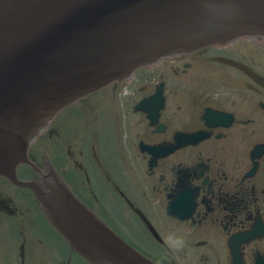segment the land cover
<instances>
[{
    "label": "flooded vegetation",
    "instance_id": "obj_1",
    "mask_svg": "<svg viewBox=\"0 0 264 264\" xmlns=\"http://www.w3.org/2000/svg\"><path fill=\"white\" fill-rule=\"evenodd\" d=\"M258 39L245 38L247 49L229 41L180 52L70 105L79 116L109 108L118 168L103 159L95 133L85 148L80 136H66L63 110L28 149L36 167L18 165L17 177L36 181L55 172L155 264H264V82L232 74L219 59L241 62L264 79V40ZM143 101L154 120L137 109ZM157 146L164 150L147 149ZM29 199L30 190L0 176V213L10 219L0 218L5 264H36L44 253L88 264L45 216L49 230L26 216Z\"/></svg>",
    "mask_w": 264,
    "mask_h": 264
},
{
    "label": "water",
    "instance_id": "obj_2",
    "mask_svg": "<svg viewBox=\"0 0 264 264\" xmlns=\"http://www.w3.org/2000/svg\"><path fill=\"white\" fill-rule=\"evenodd\" d=\"M243 37L264 40V0H0V176L31 190L51 225L90 264H155L54 172L51 179L20 180L16 167H36L28 148L78 99L140 67ZM222 60L263 80L243 63ZM146 104L137 109L154 120Z\"/></svg>",
    "mask_w": 264,
    "mask_h": 264
},
{
    "label": "rangeland",
    "instance_id": "obj_3",
    "mask_svg": "<svg viewBox=\"0 0 264 264\" xmlns=\"http://www.w3.org/2000/svg\"><path fill=\"white\" fill-rule=\"evenodd\" d=\"M231 46L239 47L241 49H247L249 48L250 45L244 40V41L234 42L233 44H231ZM249 64L250 66L256 69L258 67V65L251 63ZM231 73L240 74L241 72L238 69L231 66ZM78 114L79 113H77V109L72 106H68L64 110L61 116V121L63 120L65 124L68 125L67 131H65L66 136L67 137L74 135L80 136L82 139L81 146L85 148L90 140L91 135L95 133V135H98L101 141L99 143L100 145L99 148L101 147L103 159L107 162L109 166H114V168L115 167L118 168V166L120 165V158L117 155V150H116V137H117L116 128H115L116 120L111 115L109 108L100 107L96 109L93 113L86 116L84 115L79 116ZM121 137H122V133L120 135V141L122 139ZM62 152L63 153L66 152V148H64ZM9 191L15 196L19 195L20 193V190L14 187L9 188ZM19 205L20 208L24 206L23 203L22 206L21 204ZM26 206L29 207L26 216L28 218L37 217L36 220L34 221L38 223L39 226H41L42 228L49 230V228H47L45 224V221H43L41 218L44 216L42 215L40 209L36 205V202L33 201L32 199H29V202ZM35 208H37V211ZM7 217L9 216L0 213V218L2 220H5V222L10 221V219ZM36 258L40 259L36 264H66V259H67V257L62 256L60 254L59 257L56 256L57 258L56 260H52L50 255L46 253L39 254L37 257H35V259ZM5 263L6 262L3 260V258H0V264H5ZM75 263L80 264L77 259Z\"/></svg>",
    "mask_w": 264,
    "mask_h": 264
},
{
    "label": "bare ground",
    "instance_id": "obj_4",
    "mask_svg": "<svg viewBox=\"0 0 264 264\" xmlns=\"http://www.w3.org/2000/svg\"><path fill=\"white\" fill-rule=\"evenodd\" d=\"M222 58L223 57H221V58H219L221 61H223L222 60ZM225 59H227V58H225ZM230 60V59H229ZM223 62H225V61H223ZM227 63V62H226ZM229 64V63H228ZM231 65V64H230ZM232 66V65H231ZM247 66V65H246ZM232 67H234V66H232ZM247 67H249V66H247ZM234 68H236V67H234ZM250 68V67H249ZM237 69V68H236ZM251 69V68H250ZM239 71H241L240 69H239ZM241 72H243V71H241ZM244 73V72H243ZM246 74V73H245ZM248 75V74H247ZM262 78V77H261ZM263 79V78H262ZM261 82H264V79L263 80H261ZM264 84V83H263Z\"/></svg>",
    "mask_w": 264,
    "mask_h": 264
}]
</instances>
